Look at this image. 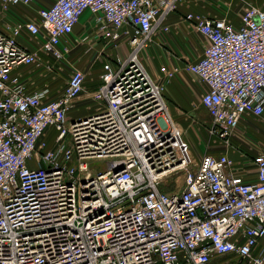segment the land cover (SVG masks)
<instances>
[{
	"label": "built area",
	"instance_id": "2783aa9c",
	"mask_svg": "<svg viewBox=\"0 0 264 264\" xmlns=\"http://www.w3.org/2000/svg\"><path fill=\"white\" fill-rule=\"evenodd\" d=\"M32 1L0 0V264H264V152H204L181 189L159 187L179 126L141 56L180 0H55L39 20L9 21ZM87 11L110 52L98 53L95 108L78 116L70 111L87 70L74 67L55 99L48 87L29 91L15 70L56 73ZM240 17L236 26L183 15L209 39L185 68L207 85L210 132L227 140L245 114L264 128V8L246 3ZM161 71L170 80L178 68ZM96 158H106L97 172Z\"/></svg>",
	"mask_w": 264,
	"mask_h": 264
},
{
	"label": "crops",
	"instance_id": "0c3cea01",
	"mask_svg": "<svg viewBox=\"0 0 264 264\" xmlns=\"http://www.w3.org/2000/svg\"><path fill=\"white\" fill-rule=\"evenodd\" d=\"M54 1L33 0L28 6H13L8 14L10 17L9 21L30 19L29 9L36 11L42 7L50 6ZM246 3H252L264 8V0H180L177 10L167 16L166 23L170 26L169 31L154 36L148 49L143 51V60L152 77L156 81L165 83L164 95L174 118L184 117L196 104L201 103L202 94L207 88V85L200 81L195 74L186 70L185 65L188 62L198 60L202 56L204 48L209 44V39L205 34L185 21L183 15L188 12H194L205 17L226 18L238 26L241 23L240 16ZM4 21H7V19L2 20V27H4ZM95 25L94 15L89 11L85 12L74 28V37L76 35L81 38L88 36L90 38V47L93 51H98L99 53L106 49L110 52V48L105 46L104 40L98 37ZM19 41L24 46L33 49L34 44L26 36L22 35ZM73 48L74 46L72 45ZM124 48L126 47H121V53H123ZM44 58L47 59L48 55L45 54ZM67 58L56 60L55 64L58 67V71L52 74L48 73L46 76H42V71L35 65L21 66L15 70V73L19 74L21 79L24 80L29 91L48 87L50 92L48 98L55 99L62 92L74 68L69 59H74V57L70 56L66 60ZM162 65L178 68L172 79H165L161 71ZM100 71L101 67L98 66L96 68L98 75ZM98 82L99 79L94 82L93 88L88 91L91 96L74 101V107L70 111L71 115H86L95 108L96 104L92 98V91ZM79 108L81 110L79 112L76 111ZM229 139H231L232 143L230 148L228 147L225 152L218 153H227L228 155L230 154L229 156L238 155L233 157L234 159L237 157L236 160H240V154L253 156L258 152H264V128L259 118L253 115L245 114ZM253 177L255 176L253 175ZM261 244L264 245V238H262Z\"/></svg>",
	"mask_w": 264,
	"mask_h": 264
},
{
	"label": "rangeland",
	"instance_id": "374dc122",
	"mask_svg": "<svg viewBox=\"0 0 264 264\" xmlns=\"http://www.w3.org/2000/svg\"><path fill=\"white\" fill-rule=\"evenodd\" d=\"M29 11L30 19L39 20L38 10L32 11V9H29ZM68 37L70 38V41L74 48L71 51L67 52L64 57H74L75 60L69 58L72 66L85 69L88 72L86 80V91L77 98V100H81L87 96H91L89 95L88 91L93 88L94 82L99 79V75L98 72H96V68L98 66H102L103 58L98 55V51L92 50L89 42L90 38H88V36L81 38L76 35L74 37L73 32ZM26 38L30 40L27 35ZM34 41L40 42V39L35 38ZM32 43L34 44L32 48L37 51L39 61L42 62L46 60L44 58L45 53L43 52V50L37 49L36 47L40 45L36 44L33 41ZM128 50L129 48H124L123 53L120 54H125ZM113 56L116 57L117 55H115L114 53ZM68 58L66 60H68ZM141 60L145 67L148 69L146 63L143 61V55L141 56ZM38 65V69L42 71V76H46L49 72L45 71L42 64ZM80 110L81 108L76 111L79 112ZM173 120L179 126V132L173 140V150L175 153V157L171 158L172 161H170V166L176 167L177 165L182 164V161L184 159H187V164L182 168L177 167L178 169L173 171V173L169 177L160 179L159 187L162 190L169 192L181 189L184 186V176L186 171L188 169L196 168L200 156L204 152H225V150L228 147L230 148V146L232 145L231 139L227 140L220 137L219 135L210 132V128L213 123L210 115L201 103L196 104L195 107L191 109L190 112L186 113L184 117L179 119L173 117ZM231 156L233 157L238 155ZM240 156L241 158H243L242 154H240ZM235 158L237 159V157ZM105 159L106 158H96L90 160L91 170L93 169V171L97 172L101 169H104L106 167V162H104Z\"/></svg>",
	"mask_w": 264,
	"mask_h": 264
},
{
	"label": "bare ground",
	"instance_id": "6f19581e",
	"mask_svg": "<svg viewBox=\"0 0 264 264\" xmlns=\"http://www.w3.org/2000/svg\"><path fill=\"white\" fill-rule=\"evenodd\" d=\"M178 149H179V148H178ZM186 164H187V159H184V162H183L182 164L177 165L176 167H175V166H174V167L170 166L169 168H166V169L163 170V172L161 173L162 176H163L162 178H167V177H169V176L173 173V171H175V170L178 169L177 167L182 168V167H184Z\"/></svg>",
	"mask_w": 264,
	"mask_h": 264
}]
</instances>
